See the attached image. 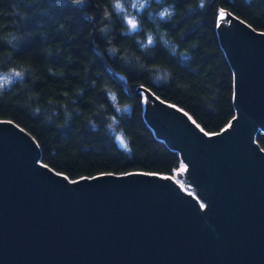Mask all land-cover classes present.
Instances as JSON below:
<instances>
[{"label":"water","instance_id":"obj_1","mask_svg":"<svg viewBox=\"0 0 264 264\" xmlns=\"http://www.w3.org/2000/svg\"><path fill=\"white\" fill-rule=\"evenodd\" d=\"M225 18L216 30L236 114L220 131L143 86L131 93L151 100L144 117L178 150L192 192L145 172L71 180L40 162L26 130L0 119V264H264V151L254 138L264 130V31Z\"/></svg>","mask_w":264,"mask_h":264},{"label":"trees","instance_id":"obj_2","mask_svg":"<svg viewBox=\"0 0 264 264\" xmlns=\"http://www.w3.org/2000/svg\"><path fill=\"white\" fill-rule=\"evenodd\" d=\"M174 2L176 16L160 26L181 49L191 53L188 62L170 56L159 42L149 54L142 53L134 35H123L121 21L115 14L112 16L110 36L116 46L122 51L128 49L149 67L167 66L173 72L168 84L157 87L148 71L124 66L118 57L105 51L108 45L99 27L105 22L107 0H89L83 10L68 0H0V31L17 30L25 37L18 51L0 44V58L10 57L12 63L32 70L23 84H15L0 96V119L12 120L26 130L38 145L40 162L71 180L101 173L173 175L181 163L178 150L157 136L145 119V94L131 93L143 86L165 104L186 112L205 132H218L236 114L233 70L216 30L218 13H230L264 31V0H208L204 11L196 8L195 0ZM156 7L159 5L153 3ZM18 12L28 17L26 22ZM142 23L145 28H152L147 13ZM139 34L143 35V29ZM96 49L117 75L121 71L127 73L125 83L111 76ZM105 85L116 89L122 102L132 105L131 118L121 121L132 143L131 156L118 150L105 133V113L94 114L99 103L113 113L103 92ZM50 101L61 113L52 124L43 115L35 117L31 112L37 103L44 108ZM63 104L79 112L73 111L67 124L59 107ZM89 117L97 120V131L88 126ZM254 138L264 151V130L257 129Z\"/></svg>","mask_w":264,"mask_h":264},{"label":"clouds","instance_id":"obj_3","mask_svg":"<svg viewBox=\"0 0 264 264\" xmlns=\"http://www.w3.org/2000/svg\"><path fill=\"white\" fill-rule=\"evenodd\" d=\"M88 2L89 0H68V3L79 10H83ZM153 3L159 5V7L153 8ZM245 3H249V0H245ZM195 4L199 11H204L208 0H195ZM145 13H147L148 19L152 23L151 29L145 28L142 23V17ZM113 14L121 21L122 34L134 35L135 43L142 53L149 54L150 50L155 48L159 42L170 56L177 57L182 62H188L192 59L191 53L187 49H181L180 45L170 38L168 31L160 26L162 23L172 21L176 16L177 12L174 0H107V6L103 11L105 22L99 27L100 34L107 41L108 46L105 51L108 55L118 57L124 66L148 71L151 74L152 84L159 87L171 81L173 72L167 66L152 65L149 67L139 56L126 48L122 51L120 47L116 46L110 36L113 30ZM18 15L22 21H27L28 17L26 15L19 12ZM141 29H143L142 36L139 34ZM24 41L25 37L17 30L0 31V44L6 45L13 51H18ZM49 72L55 74L52 69H49ZM31 74L32 70L29 66L12 63L10 57L0 58V96L10 90L15 84H23L26 77ZM118 76L122 81L127 80L126 72L121 71ZM103 92L108 104L113 109V113H108L106 105L99 103L94 108V114L105 113L103 117L105 133L111 137L118 150L131 156L133 151L132 143L124 127L121 125V121L125 117L131 118L132 105L122 102L118 91L110 85H105ZM32 99L31 97L29 98V104H31ZM59 107L63 111L65 124L72 120L73 111L79 114L78 109L70 110L67 104L60 105ZM31 112L35 117L43 115L49 124L54 123L55 118L61 115L60 111L57 110V107L51 101L44 108L37 103L31 108ZM87 124L93 131L99 129V124L93 117H89Z\"/></svg>","mask_w":264,"mask_h":264},{"label":"rangeland","instance_id":"obj_4","mask_svg":"<svg viewBox=\"0 0 264 264\" xmlns=\"http://www.w3.org/2000/svg\"><path fill=\"white\" fill-rule=\"evenodd\" d=\"M224 13L226 16L227 12H224ZM225 16L223 19H226ZM144 100H145V102H144V113H145L146 107L155 108L153 106L151 100L149 99V97L146 94H145ZM170 176L177 182V184L180 186V188H182V190L187 191V192H192V190L187 188V185H186V183L190 185V182H189L190 178L188 177V167L182 161H181L178 169L175 171V173L173 175H170ZM193 189H197V187L195 186Z\"/></svg>","mask_w":264,"mask_h":264},{"label":"bare ground","instance_id":"obj_5","mask_svg":"<svg viewBox=\"0 0 264 264\" xmlns=\"http://www.w3.org/2000/svg\"><path fill=\"white\" fill-rule=\"evenodd\" d=\"M224 18V17H223ZM223 18H219V19H223ZM235 22V20H233V19H230L228 22H226V23H223L224 25L226 24V25H232L233 23Z\"/></svg>","mask_w":264,"mask_h":264},{"label":"snow or ice","instance_id":"obj_6","mask_svg":"<svg viewBox=\"0 0 264 264\" xmlns=\"http://www.w3.org/2000/svg\"><path fill=\"white\" fill-rule=\"evenodd\" d=\"M219 15H220L221 18H223L225 16V13L223 11H220Z\"/></svg>","mask_w":264,"mask_h":264},{"label":"built area","instance_id":"obj_7","mask_svg":"<svg viewBox=\"0 0 264 264\" xmlns=\"http://www.w3.org/2000/svg\"><path fill=\"white\" fill-rule=\"evenodd\" d=\"M204 207V204L203 203H201V208H203Z\"/></svg>","mask_w":264,"mask_h":264}]
</instances>
